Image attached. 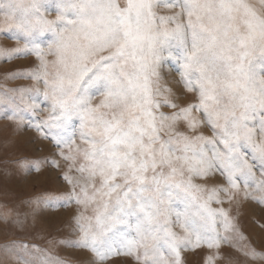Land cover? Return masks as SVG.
<instances>
[{"label":"snow or ice","instance_id":"snow-or-ice-1","mask_svg":"<svg viewBox=\"0 0 264 264\" xmlns=\"http://www.w3.org/2000/svg\"><path fill=\"white\" fill-rule=\"evenodd\" d=\"M47 3L0 0V9L9 21L6 30L22 33L40 57L33 78L43 80V95L51 102L44 123L66 126L79 120L86 147L77 146V155L65 159H82L76 171L87 175L83 183L64 175L73 184L68 199L97 204L80 226V246L91 247L101 261L119 254L111 246L100 251L99 242L127 224L135 235L124 238L125 253L140 259L143 248L147 260L151 249V264H180L181 247L193 236L196 246L204 239L209 247H219L215 238L202 234L216 232V210L209 202L217 190L204 199V189L192 177H206L215 166L232 188H239L236 173L247 185L255 176L242 151L247 147L264 175V0H57L55 18H49ZM176 8L180 11H171ZM48 32L55 38L45 50L35 41ZM173 44L181 49L185 86L198 93V102L186 107L167 96L158 99L163 95L159 68ZM49 55L54 59L47 60ZM94 93L102 97L98 103ZM162 106L178 111L167 115L158 111ZM194 111L203 114V121ZM180 120L193 132L207 123L215 135L177 132L174 125ZM257 188L264 191V181ZM177 198L194 211L173 213ZM259 199L264 203V196ZM218 211L227 230L228 214ZM173 214L187 235L172 230ZM192 216L203 225L189 232ZM161 243L170 257L161 252Z\"/></svg>","mask_w":264,"mask_h":264},{"label":"rangeland","instance_id":"rangeland-1","mask_svg":"<svg viewBox=\"0 0 264 264\" xmlns=\"http://www.w3.org/2000/svg\"><path fill=\"white\" fill-rule=\"evenodd\" d=\"M56 3L57 0H48L49 18H55ZM159 11L170 14L165 8ZM3 13L4 9H0V264H24L25 260L30 264H151V249L147 260L143 248L138 252L140 259L125 253L124 238L135 235L127 224L105 233L99 242L100 251L111 246L119 254L101 261L91 247L80 246V226L88 223L97 204H77L74 199H68L73 184L65 180L64 175L81 183L87 175L76 171V167L83 163L82 159L75 163L65 159V156L77 155V146L86 147L79 137V120L74 118L66 126H58L51 121L44 123L50 113L51 102L43 95L46 90L43 80L33 78L40 70V57L22 33L15 29L6 30L9 29V21ZM54 38L52 33H44L36 38L35 43L47 50ZM180 54L181 49L175 44L171 47V55L164 54L158 85L163 95L158 99L163 100L167 96L179 107H186L198 102V93L188 91L181 78ZM45 58L49 61L54 59L50 55ZM169 89L170 92L167 91ZM94 95V103H98L102 97L99 93ZM158 111L171 115L178 108L162 106ZM193 115L200 121L204 119L201 112L194 111ZM256 123L258 125V121ZM174 128L190 136L203 134L211 138L215 135L207 123L199 124L193 132L188 129L187 121L180 120ZM257 138H260L258 130ZM72 140L75 144L69 147ZM204 147L211 156L210 146L205 144ZM242 151L253 165L255 174L247 185L244 177L236 173L234 179L239 188H232L226 173L215 166L206 177H192L193 182L204 189L200 193L204 199L213 189L217 190V196L209 202L210 207L216 210V232L202 234L215 238L219 247H209L204 239L196 246L193 236L191 244L181 247L180 264H264V203L259 199L264 196V191L257 188V183L264 181V175L259 160L251 158V148ZM76 190L79 191V185ZM171 208L173 213L194 211L189 210L182 198L174 199ZM220 209L228 214L230 227L227 230L219 214ZM172 220V230L179 236L187 235L174 214ZM131 223H135L134 217ZM202 225L199 217L192 216L189 232ZM159 247L166 257H170L166 245L161 243Z\"/></svg>","mask_w":264,"mask_h":264}]
</instances>
